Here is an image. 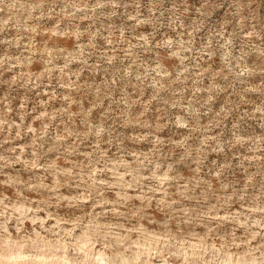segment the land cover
Masks as SVG:
<instances>
[{
    "label": "rangeland",
    "instance_id": "obj_1",
    "mask_svg": "<svg viewBox=\"0 0 264 264\" xmlns=\"http://www.w3.org/2000/svg\"><path fill=\"white\" fill-rule=\"evenodd\" d=\"M17 249L264 264V0H0V264Z\"/></svg>",
    "mask_w": 264,
    "mask_h": 264
},
{
    "label": "bare ground",
    "instance_id": "obj_2",
    "mask_svg": "<svg viewBox=\"0 0 264 264\" xmlns=\"http://www.w3.org/2000/svg\"><path fill=\"white\" fill-rule=\"evenodd\" d=\"M29 244V243H28ZM27 246V245H26ZM18 247V246H17ZM59 251V250H58ZM87 252V251H86ZM21 250H16V251H8L7 252V257L8 258H6L7 260H11L12 261V264H16V260L18 259V257H20V255H21ZM49 253V252H48ZM91 256V255H90ZM45 258V257H44ZM52 259V258H51ZM55 259V258H54ZM227 259H229V258H227ZM238 259V258H237ZM132 260V259H131ZM253 260V259H252ZM64 261V260H63ZM227 262H225L226 264H232L231 263V260L229 259V260H226ZM122 262H125V261H122ZM134 262V261H133ZM233 262V261H232ZM119 263V262H118ZM244 263H245V260H244ZM87 264V263H86ZM93 264H104V258L102 257V256H98V257H96L95 258V261H94V263ZM234 264H241V263H239V261L237 260V261H235V263Z\"/></svg>",
    "mask_w": 264,
    "mask_h": 264
}]
</instances>
